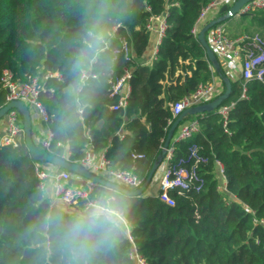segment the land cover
<instances>
[{
    "label": "trees",
    "instance_id": "1",
    "mask_svg": "<svg viewBox=\"0 0 264 264\" xmlns=\"http://www.w3.org/2000/svg\"><path fill=\"white\" fill-rule=\"evenodd\" d=\"M210 1L0 0V76L7 68L23 82L28 75L59 71L60 80H48L54 92L39 95L48 115L46 128L53 134L48 152L79 164L89 141L93 153L104 152L113 168L131 169L143 183L175 120L169 123L168 103L215 75L222 81L229 78L221 63L215 68L208 61L191 34ZM164 14L166 28L156 59L142 63L150 50L149 16ZM244 20L240 34L258 31L264 37V8L242 14L238 21ZM121 38L127 40L132 61L119 51ZM124 68L131 73L128 104L111 110L117 98L110 96L109 81L122 76ZM81 70L87 75L83 81ZM229 81V97L221 103L233 102L226 126L219 108L190 115L184 121L197 117L199 131L175 142V159L186 158L193 143L210 153L205 185L200 193H191L194 201L171 193L175 205L170 206L155 195L132 196L96 183L89 195L96 201L105 198L127 219L136 251L148 264H264V225L252 220L264 218V83L256 78ZM73 85L79 90L70 96ZM5 95L0 83V108ZM19 119L22 124L20 113ZM132 153L142 156L133 158ZM213 156L221 161L227 189L236 199L217 189ZM35 164L22 137L17 145H0V264H134L132 244L115 216L106 234L93 237L97 247L73 259L65 236L84 202L52 205L47 188H40ZM70 183L83 180L75 176Z\"/></svg>",
    "mask_w": 264,
    "mask_h": 264
},
{
    "label": "built area",
    "instance_id": "2",
    "mask_svg": "<svg viewBox=\"0 0 264 264\" xmlns=\"http://www.w3.org/2000/svg\"><path fill=\"white\" fill-rule=\"evenodd\" d=\"M236 0H211L205 6H203L196 18L195 23L191 28V34L197 38L201 28L209 21L210 15L218 14V11L222 5L232 6ZM264 8V0H250L245 2L239 9L240 14H246L257 9ZM149 10V7H147ZM214 13V14H212ZM215 15L211 18L214 19ZM117 26L112 28L116 30ZM166 28L165 15H151L149 16L146 24V29L154 35L153 46L151 54L148 58V62H152L156 59L159 43L164 35ZM207 43L213 50L220 63L224 61H239L240 62V77L244 80L256 78L264 83V37L258 33L254 34H241L236 37H230L223 25H214L207 30ZM121 48L119 51L123 54L126 60L132 61V52L128 46L125 38L120 39ZM85 73V72H84ZM85 73V78H86ZM95 77V75H93ZM131 77L130 70L124 68L122 76L111 80L110 82V96H115L117 101L110 106L111 110H124L128 104V98L130 94L129 79ZM49 79H61L59 71L48 70L44 74L28 75L26 80L18 82L14 79L11 70L4 68L0 76L1 87L5 89V102L6 105L12 100H20L27 107L31 106L40 114L44 123L48 120L46 110L39 99L41 93H53L54 88L48 85ZM220 90L216 87L214 81L199 84L195 91L186 94L180 99L169 102L168 106L172 115L169 123L176 119L179 114L186 108L196 106L211 101L220 94ZM246 88H242V97H245ZM233 105V102L229 105H220L218 112L223 117V126L227 123V114L229 108ZM81 109L78 108V112ZM6 119V132L7 143L17 145L20 137L24 139V129L19 119V111L16 108L9 109L5 115ZM201 122L197 117H194L188 121H184L179 124L176 133L172 136L166 147V153L162 159V163L166 167L158 180V191L156 197L167 205H175V199L171 193L185 196L191 201H194L191 193H200L205 185V173L207 165L210 164V153L200 144L193 143L188 146V155L186 158L180 157L175 159V142L179 140H185L192 137V135L199 131ZM226 130V129H225ZM227 131V130H226ZM88 136V131H85ZM121 137L122 135L119 134ZM53 134L51 131H46L39 137L40 143L33 142L42 146L47 151L50 150ZM3 145V144H2ZM56 145H61L57 142ZM163 145L160 146V149ZM86 152L84 157L80 160V165L88 169L95 174H106L111 181L128 188L135 190L142 185V179L136 172L131 169H116L110 164V160L105 156L104 152L95 154L91 151L90 142L86 143ZM96 156L98 160H96ZM141 154L132 153V157H141ZM160 164V165H161ZM214 172L216 179L218 180L217 189L228 193L229 198H235V195L230 193L227 189V180L224 173V168L219 159L213 156ZM160 167V166H159ZM158 167V168H159ZM158 170V169H157ZM156 170V171H157ZM156 171L153 177H158ZM35 175L40 182V188L46 189L48 181L52 184L54 200L52 205L63 204L65 206H78L80 202L83 203V209L92 201L89 195L94 187V182L88 180L80 185H73L70 180L73 178V174L68 170H60L49 173L47 170L41 169L37 163L35 164ZM79 179V178H78ZM236 199V198H235ZM247 210H250L249 206L244 204ZM117 215H114L121 224L126 238L131 242L132 249L129 252V258L133 260L134 264H148L147 261L136 251V247L133 243V237L131 234V226L127 219L119 212L115 211ZM253 213V212H252ZM195 216L199 217L197 211ZM254 223H261L264 225V218L257 219L252 218Z\"/></svg>",
    "mask_w": 264,
    "mask_h": 264
},
{
    "label": "water",
    "instance_id": "3",
    "mask_svg": "<svg viewBox=\"0 0 264 264\" xmlns=\"http://www.w3.org/2000/svg\"><path fill=\"white\" fill-rule=\"evenodd\" d=\"M247 1H250V0H236L233 3V5L230 7H228L227 5H222L219 9L218 17L209 20L201 28V30L198 33L197 40L200 42V44L205 49L208 61L211 62L215 68H218L220 66V62L218 61L213 50L210 48L209 44L207 43L206 38H205V33L207 32V30H209L214 25H217L226 19H229L231 17L238 15L240 7ZM240 15H242V14H240ZM144 62L145 61H143L142 63H144ZM223 82L225 84L224 91L222 93H220L218 96H216L214 99H212L209 102L203 103V104H199L196 106L186 108L185 110H183L179 114V116L176 117V119L172 122V124L168 130V133H167V136L165 138L163 147L161 148L160 155L158 156L157 160L152 165L148 177L142 183V185L135 190H130V189L125 188V187H123V186H121V185H119L113 181L105 180L101 176L90 172L88 169H86L82 165H80L74 161H71L67 158H60V157L54 156V155L50 154L42 146L35 144L32 140V133H31L32 126H31L30 113H29L28 107L22 101L12 100V101L8 102L6 105L2 106L0 108V119L2 117H4L5 113L11 108H16L19 111V113L22 116V120H23L24 143L28 149L29 155L31 156V158L33 160L48 162V163L53 164V165L60 167L62 169L73 172L74 174H76L80 177L86 178V179H88V180H90L96 184H101V185H104L106 187H109L110 189H113L117 192L129 194L132 196H138V195H141L145 191V189L147 188V186L149 185V183L152 180L154 172L158 169V167L162 163V159L166 153V147L168 146L169 141L171 140L172 136L174 135L175 129L178 127V125L181 123V121L187 116L196 115V114H200V113H204V112L216 109L221 105L223 100H225L229 97V93H230L229 78H225L223 80Z\"/></svg>",
    "mask_w": 264,
    "mask_h": 264
},
{
    "label": "clouds",
    "instance_id": "4",
    "mask_svg": "<svg viewBox=\"0 0 264 264\" xmlns=\"http://www.w3.org/2000/svg\"><path fill=\"white\" fill-rule=\"evenodd\" d=\"M90 35L95 34L90 33ZM99 38L100 37L97 36V39ZM81 55H83V53H81ZM76 67L80 68L79 63ZM84 79L85 73L81 70L80 80L83 81ZM78 90V85L70 86V96H75ZM79 111H82V109H79ZM114 215H117V213L110 206L108 200L103 197L85 206L84 210L70 223L65 236L66 243L69 245L73 259L76 258L78 253L86 256L89 247L93 249L97 247L98 242L94 243L93 237L97 234H106L110 230L112 217Z\"/></svg>",
    "mask_w": 264,
    "mask_h": 264
},
{
    "label": "crops",
    "instance_id": "5",
    "mask_svg": "<svg viewBox=\"0 0 264 264\" xmlns=\"http://www.w3.org/2000/svg\"><path fill=\"white\" fill-rule=\"evenodd\" d=\"M212 14H214V13H212ZM214 15H216L215 18L218 17L219 11H218V15L216 13ZM240 16L241 15L234 16L233 19H231L230 21H228L227 23L224 24L225 28H227L229 30L228 32H231L232 34H236L237 36L241 35L240 33L242 31V28L247 24V21L246 20H244V21H238V19H239ZM212 17L213 16L210 15L209 20H211ZM153 41H154V35L152 33H150V47H149L150 50L148 51V58H149V56L151 54V50H152V46H153L152 45L153 44ZM145 62L148 63V64H150V62H148V59ZM221 64L223 65V68H224V70H225V72H226V74L228 75L229 78L237 79V78L240 77V66L241 65H240V62L239 61H236V62L233 61L232 62V61L227 60V61L222 62ZM212 81H214L216 87L221 91L222 88H223V84H222L223 81L221 79H219L216 75L213 77V80ZM35 119H36V122H35L36 123L35 124L36 125V127H35V136H37V138L39 139V137L42 136V134L47 129L46 128V123H44L42 121V118H41L40 114L38 113V111H37V114H36V118ZM188 120H185V121H188ZM182 122H184V119L181 121V123ZM22 126H23V123H22ZM31 126H32L31 133H32V138H33L34 132H33V123H32V121H31ZM86 131H88V130H86ZM5 132H6V119L0 121V145L7 143V136L4 135ZM119 134H121L123 136V133L122 132H119ZM68 153H69L68 150H65L64 151V155H66ZM96 160H98V157L97 156H96ZM72 174H73V178L76 176L77 178L80 179V177L78 175H76L74 173H72ZM102 174L103 173H100V174H97V175L100 176ZM46 188H47L48 194H50L49 196L51 198V202H53L54 196H53L52 184L51 183L50 184H47V187ZM56 205H58V204H56ZM59 205L65 206L63 204H59Z\"/></svg>",
    "mask_w": 264,
    "mask_h": 264
},
{
    "label": "rangeland",
    "instance_id": "6",
    "mask_svg": "<svg viewBox=\"0 0 264 264\" xmlns=\"http://www.w3.org/2000/svg\"><path fill=\"white\" fill-rule=\"evenodd\" d=\"M217 14V13H216ZM218 15V14H217ZM214 16V15H212ZM216 16V15H215ZM254 33H259L258 31H255ZM260 34V33H259ZM28 110H29V113H30V117H31V121L33 123V139L36 143H40L41 141L37 138V136H35V127H36V114H37V111L31 107V106H28ZM5 117H2L0 119V121L4 120ZM38 125V124H37ZM37 165L43 169V170H47L49 173H52V172H56L58 171V168L57 166L53 165V164H50L48 162H45V161H36ZM165 166H164V163L160 165V167L158 168V170L156 171V174H158V177H153L151 182L149 183V185L147 186V188L145 189V191L142 193L143 195H156L157 191H158V180H159V176L162 175V173L164 172L165 170ZM102 175H106V174H102ZM80 177V176H79ZM81 180H83V182H87L88 179L86 178H83V177H80ZM50 184V183H49ZM47 194V193H46ZM50 195V194H49Z\"/></svg>",
    "mask_w": 264,
    "mask_h": 264
}]
</instances>
